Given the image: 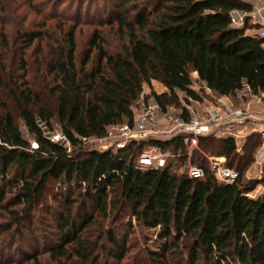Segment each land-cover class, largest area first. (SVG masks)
<instances>
[{
  "label": "trees",
  "instance_id": "trees-1",
  "mask_svg": "<svg viewBox=\"0 0 264 264\" xmlns=\"http://www.w3.org/2000/svg\"><path fill=\"white\" fill-rule=\"evenodd\" d=\"M85 1L95 0H0V217L27 238L24 225L32 227L29 219L45 202L50 180L62 203L55 240H2L1 252L15 248L22 255L16 264H41L42 251L56 264L73 257L83 264H121L132 246L126 239L133 218L158 243L157 250L146 249V264H264V192L249 196L261 182L243 179L262 143L260 132L246 136V163H240L234 136H199L184 171L179 166L188 152L181 134L136 139L114 150L84 147L112 125L132 124L144 85L154 80L166 91L151 92V101L162 110L176 106L183 117L184 104L203 101L192 74L215 97H234L244 86L249 95L263 91L264 38L230 24L232 10L250 6L240 0H104L99 24L115 29L117 45L111 48L93 30L77 64L81 10L70 16L71 9H58ZM89 63L94 68H86ZM55 129L64 143L50 140ZM151 146L173 151L175 159L141 167L136 156ZM208 155L224 157L237 178L219 182ZM190 164L203 176H189ZM125 215L128 230L119 236L113 225Z\"/></svg>",
  "mask_w": 264,
  "mask_h": 264
},
{
  "label": "rangeland",
  "instance_id": "rangeland-1",
  "mask_svg": "<svg viewBox=\"0 0 264 264\" xmlns=\"http://www.w3.org/2000/svg\"><path fill=\"white\" fill-rule=\"evenodd\" d=\"M104 4V0H95L92 2V4L88 3V1L81 3L78 2H66L62 4L58 11L62 12L64 11L67 13L69 9H71V13H67L70 16L74 15L75 11L81 12V19L79 23L77 24L76 30H75V39L77 43V49H76V61L77 64H80L81 60L84 58L85 52H87L89 47V41L91 34L93 30H100L101 35L104 37L105 41L111 46V48L116 47L118 36L116 34L115 29L110 27L106 24H99L100 20H104L105 14L102 13V7ZM80 5V6H79ZM31 18V16H29ZM250 34H254V32H248ZM110 48V47H109ZM10 56V55H9ZM92 58L96 57V51L92 50L91 52ZM93 63H89L86 68H94ZM192 88L195 89L199 94L202 96L203 102L206 100H214L215 95L210 93L207 89H204L201 85V83L196 80V77L194 74H192ZM143 96L151 97L150 93L154 92L156 94H160L164 91H166V88L159 82V81H151L150 85L145 84L144 90H143ZM179 99L181 103H184V96L182 93H179ZM139 101V100H138ZM233 101L238 105H245L247 99L243 98H235ZM191 104H194L193 101L190 102ZM173 106V105H172ZM171 106H168L170 108ZM176 107V106H174ZM138 105L135 113H137ZM16 114V113H15ZM19 127L27 139L30 141H33V138L27 133V130L25 128L24 123L18 119ZM259 120H257L254 123H248L244 122L242 124L236 125L235 133L238 136V138H235L236 141V147L239 154H243V157L240 158V163H246L248 160V156L245 153L249 152V147L251 145V140L246 141V136L251 131V128L260 129L261 125L259 124ZM225 130V128H224ZM58 129H55L52 134H56ZM221 131H223L221 129ZM142 139V138H137ZM166 139V138H164ZM263 143V140H262ZM261 143V145H262ZM197 144V141H196ZM196 144H193L191 142L186 143L187 147V160L182 162V166H179L180 171H184L187 168L184 166L186 163L188 164V161L190 160V156L192 155V148L196 146ZM260 145V146H261ZM84 147L86 149H97V150H107V149H116L114 140H102L100 138H89L84 142ZM148 149V147H144V150ZM259 149V148H258ZM257 149V150H258ZM143 150V151H144ZM257 150L253 151L254 156L257 152ZM142 151V152H143ZM165 153L167 152V159L174 158V155H171V150H165ZM140 156V155H139ZM139 156H136L137 162L139 159ZM253 156V155H252ZM215 155H208V165L210 166V159H213ZM177 158V157H176ZM177 162V161H176ZM181 160H178V164H180ZM238 163V161H237ZM226 164V161H225ZM191 165V164H190ZM196 166V165H193ZM243 179L249 180L252 182H261L258 184L254 191H252L249 196L251 197H257L259 194H262L264 192V166L262 164H256L254 161H249L246 163V167L243 172ZM48 191L45 193L44 198L45 202L40 203L35 208V211L33 213V216L29 219L30 223L32 224L31 228L27 227V224H25V228L23 230V234H25L28 238V240H33V238L37 240H41V242L47 241V240H55V235L57 234L56 231V223L59 218V213H56L57 208H60V205L62 203L59 201L60 198V191L57 188V185L54 183L53 180H50L47 184ZM7 196H10L9 194ZM56 198V200H55ZM79 206L78 202L74 205V208L77 209ZM122 221L116 222L114 224L115 232L117 235L121 236L122 234L127 233V226L126 221L130 219L129 216H121ZM133 228L132 231H128V237L127 242L129 241L128 246H131V249L128 251L127 255L125 256L124 260L121 264H146L144 261V255L146 252V249L148 250H157L158 249V243L155 242V235L153 231L145 230L141 226H138L134 224V219L131 218ZM108 223V222H107ZM125 223V224H122ZM98 221L96 224H94L93 228L97 227ZM6 228V229H5ZM0 231L2 234H0V243L2 240H27L24 235L19 236V233H17L16 230H14V226L10 222L7 216H1L0 217ZM106 240V239H103ZM47 243V242H46ZM27 252H32L31 245H28L25 243V241H22V245ZM41 249H44L43 243L40 246ZM12 250V251H10ZM21 254L18 253V251H15V248L9 249L8 251H5L4 253L1 252L0 249V264H16L18 260L21 259ZM40 259L41 264H56L54 260H51L49 258V253L42 251L40 255L38 256ZM129 257V258H128ZM128 260V263H127ZM68 264H83L80 262L77 258L73 257L71 261H69Z\"/></svg>",
  "mask_w": 264,
  "mask_h": 264
},
{
  "label": "built area",
  "instance_id": "built-area-1",
  "mask_svg": "<svg viewBox=\"0 0 264 264\" xmlns=\"http://www.w3.org/2000/svg\"><path fill=\"white\" fill-rule=\"evenodd\" d=\"M250 6L249 9H234L230 13V24L237 27H245L248 32H254L258 37L264 38V0H240ZM143 92L138 101V110L132 124L127 122L110 126L102 140H114L117 149L124 148L130 141L137 138L150 136L170 138L178 134L185 135L184 141L196 144L197 138L204 135L234 136L235 126L244 122L254 123L259 120L260 129L251 128V131L261 133L263 143L257 150L254 158L256 164L264 162V90L249 95V89L244 86L235 96L215 97L214 100L194 104H184L186 117L181 115V109L171 106L162 110L151 101ZM246 98L245 105L236 104L233 99ZM225 128V130H224ZM221 129L223 131H221ZM53 142L64 143L65 137L60 131L50 135ZM33 148L37 147L35 141L31 142ZM167 152L158 147L151 146L144 150L138 159L141 167H162L168 161ZM171 155H174L171 151ZM210 168L215 178L221 183H231L237 178V172L225 164L224 157L210 159ZM189 176L200 178L203 176L202 168L189 165Z\"/></svg>",
  "mask_w": 264,
  "mask_h": 264
},
{
  "label": "crops",
  "instance_id": "crops-1",
  "mask_svg": "<svg viewBox=\"0 0 264 264\" xmlns=\"http://www.w3.org/2000/svg\"><path fill=\"white\" fill-rule=\"evenodd\" d=\"M226 97V96H225Z\"/></svg>",
  "mask_w": 264,
  "mask_h": 264
}]
</instances>
